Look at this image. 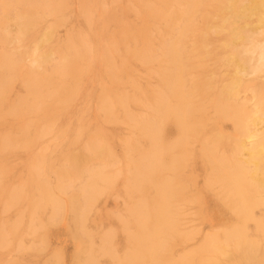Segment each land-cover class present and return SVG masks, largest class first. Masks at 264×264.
<instances>
[{
    "label": "bare ground",
    "instance_id": "6f19581e",
    "mask_svg": "<svg viewBox=\"0 0 264 264\" xmlns=\"http://www.w3.org/2000/svg\"><path fill=\"white\" fill-rule=\"evenodd\" d=\"M0 264H264V0H0Z\"/></svg>",
    "mask_w": 264,
    "mask_h": 264
},
{
    "label": "rangeland",
    "instance_id": "374dc122",
    "mask_svg": "<svg viewBox=\"0 0 264 264\" xmlns=\"http://www.w3.org/2000/svg\"><path fill=\"white\" fill-rule=\"evenodd\" d=\"M107 208H108V209H112V208H113V202H112V201H110V202L107 204ZM67 247L70 248V245L67 244Z\"/></svg>",
    "mask_w": 264,
    "mask_h": 264
}]
</instances>
